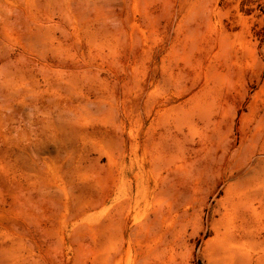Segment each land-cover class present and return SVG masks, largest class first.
Returning <instances> with one entry per match:
<instances>
[{
	"label": "rangeland",
	"instance_id": "1",
	"mask_svg": "<svg viewBox=\"0 0 264 264\" xmlns=\"http://www.w3.org/2000/svg\"><path fill=\"white\" fill-rule=\"evenodd\" d=\"M0 264H264V0H0Z\"/></svg>",
	"mask_w": 264,
	"mask_h": 264
}]
</instances>
